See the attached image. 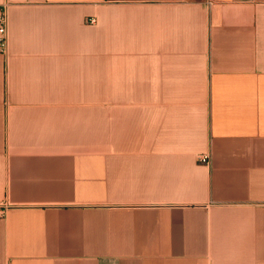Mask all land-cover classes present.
<instances>
[{
    "label": "crops",
    "instance_id": "crops-1",
    "mask_svg": "<svg viewBox=\"0 0 264 264\" xmlns=\"http://www.w3.org/2000/svg\"><path fill=\"white\" fill-rule=\"evenodd\" d=\"M5 3L0 264H264V0Z\"/></svg>",
    "mask_w": 264,
    "mask_h": 264
},
{
    "label": "built area",
    "instance_id": "built-area-1",
    "mask_svg": "<svg viewBox=\"0 0 264 264\" xmlns=\"http://www.w3.org/2000/svg\"><path fill=\"white\" fill-rule=\"evenodd\" d=\"M9 15L8 4L0 5V54H6L9 48ZM210 154L200 155V159L209 162Z\"/></svg>",
    "mask_w": 264,
    "mask_h": 264
}]
</instances>
